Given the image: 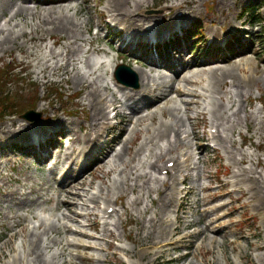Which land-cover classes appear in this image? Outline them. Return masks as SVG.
Returning <instances> with one entry per match:
<instances>
[{
    "label": "rangeland",
    "instance_id": "374dc122",
    "mask_svg": "<svg viewBox=\"0 0 264 264\" xmlns=\"http://www.w3.org/2000/svg\"><path fill=\"white\" fill-rule=\"evenodd\" d=\"M23 1L13 0L11 5L4 7V13H8L13 6L19 5ZM55 1L58 0H27L25 4L31 8L37 7L42 13L41 17L44 18V15L49 13L46 9H50V2ZM82 1L72 0V5L76 6ZM221 1L189 0L185 3L183 11L177 9L175 11L172 7H169L170 10L164 8L167 6L175 7L179 0H149L143 15L150 19L147 23V29L151 30V34L157 31L159 33L167 31L168 33L162 36L164 41L174 34L178 38L183 34L186 38L196 35L201 42L200 44L197 43L196 40L199 38L188 39L183 42L184 44L182 43L177 51L168 50L165 54L166 58L161 56L156 58L154 55L141 52L142 49H147L144 46L134 51L135 44H131L126 50L121 51L119 48H126L128 45L126 38L130 39L131 37L128 33H120L112 29L108 24L109 19H106L108 25H104L100 34L97 35V25L102 23L103 15H107L105 8L108 0H86V5L89 6V15L86 14L85 10L75 19L78 23L87 20L84 39L88 43L80 41L79 45L86 51L90 49L89 41L94 40L96 44L91 45L92 48H100L102 52L91 50L88 54H84L82 51L77 67L86 75L88 81H95L96 86L100 88L103 100L105 103L107 101L105 107L108 108L110 124L109 130L103 131L104 139L101 141L99 138L95 142L100 141V144L96 145L97 149L93 152H90L89 149L86 150L85 153L94 154L92 157L87 154L79 157L78 164L61 163L54 167L57 170L55 174H59V180L65 181L63 186L52 181L54 175L43 170V167L50 168L54 162V159L51 160V158L59 156V152L69 153L72 149L71 146L76 147L75 149H80L83 146L81 141L74 144L69 142V137L72 132L82 136L83 132H78L79 127L88 125L92 114L90 108L85 110L82 106L83 104L88 105L85 99V90H81L77 86L71 87V78L67 74L48 72L45 78L40 73L44 68L43 63L49 49L52 47L56 53L63 52L65 39L54 45L55 40L51 39L50 36L45 35L43 39L38 35L34 41H28L22 50L15 48L7 53H0L1 88L11 92L10 95L15 97L6 111H0V131L12 130L22 126L15 129L16 136L0 139V161L2 163L0 173L3 172V176L7 177L8 185L2 188L0 182V193L6 195L10 191L15 192L13 196L0 197V236L7 231L11 237L14 232L19 231V228H16L14 232L8 230L9 226L13 224L12 217L16 215L26 216L28 218L27 225L31 228L40 222L60 232L59 234H52L50 238L43 236L40 247L35 250V252L37 251L36 254L32 255L29 254L30 249L27 247L23 236L9 240L7 237L0 240V246L8 240L5 246L8 256L5 257L0 254V264H11L19 256L22 257L21 264H122V262L124 264H264V208L257 207L258 202L255 194H253V199L250 198V194L243 199V202L250 204L249 209L244 208L239 212H234L235 210L232 209L231 215L226 210L217 209L210 217V220H214L212 224L214 232L209 233V235L214 239L207 240L200 250L192 251V254L195 252L194 257L190 256L169 263L165 261L166 259H160L156 262L153 259L143 260L146 253L143 243L138 242L137 236V234L142 233L143 237L146 236V231L141 230V227L143 223L147 227L146 222L155 215V212H158L157 204L151 202L152 199H158V194L153 193L152 197L149 198L148 193L150 192L147 189L140 193L127 190L131 184L144 188L146 179H150L149 189L163 190L162 182L167 179V176L162 175L164 169L161 172L156 171L151 169V165L156 162L158 155L167 150L169 144L168 140L159 141L155 138L162 123L176 127L179 120H181L180 125L176 127L179 136L176 138L172 134L169 140L172 142L177 140L174 143L176 150L174 157L179 159L178 188L184 193L191 190V194L188 196L185 194L186 197L184 196L180 212L176 208L172 209V213L169 214V219L172 222L177 216L183 217L186 222H195L200 219L198 200L206 194L202 191L203 188L211 186L208 193L213 198L207 207L214 208L221 202L228 201L227 196L219 194L221 188L219 182L230 180V178L232 181L235 180L233 172L240 168L234 164L235 158L241 160L244 156L246 160L242 167L248 170L256 169L264 177V104L260 102L261 96L264 99V86L260 85L258 89L254 87L251 90L249 100L248 97L243 98L242 94L245 92L241 77L244 76L239 75V80L236 82L237 86L230 85L222 89V93L213 94L211 89L213 86L210 85L208 79L209 72L205 75L196 76L193 70H185L188 64H201L203 70L219 66L226 68L229 66L227 62L229 59H233L237 63H240L242 59L252 60L254 67L249 68L251 70L257 64L264 68V0H230L229 6L225 7H221ZM248 12H253V15H249ZM183 13L185 14L182 16ZM5 14L2 13L0 7V25L7 20ZM70 15L73 16L74 11H71ZM18 22L21 26L17 30L24 27L21 20ZM31 22L29 21V25L23 28L28 35L32 31L29 27L36 23ZM197 24L199 27H196ZM174 25H176L177 30L180 29V32L172 31L171 28H175ZM187 32L191 34L187 35ZM118 35L121 36L118 37ZM27 39L28 37H21V43ZM230 42H235L231 48L229 47ZM29 49L30 52H28ZM87 57L90 59L91 69L82 62ZM122 57L124 60L121 59ZM113 59L115 65L123 62L132 69L134 66L137 67L140 73L144 72L150 75L152 94H147L145 96L147 99L140 97L129 101L132 110L145 107L155 94H159V84L163 80L172 79L175 75H178L179 78L186 75L196 80L204 79L200 86L194 88L205 96L199 101L198 106H192L188 111L180 102V100H189L187 97H177L175 102L165 106L152 104L142 113L145 116L154 112V115L149 117L151 119L137 128L135 125L130 126L129 134L123 136V120L120 117H114V112L110 106L113 100L111 92L114 90L110 84H107L110 82L108 67ZM156 60H158V64ZM57 62L58 59H53L50 64L54 65ZM14 70L16 71L12 73ZM92 71H96L99 77H91ZM9 72L13 76L8 77L7 80L6 75ZM236 72L238 73V71ZM6 81L11 83L5 85ZM105 87H108L111 92ZM180 87L193 88L184 84H181ZM140 89L141 87L133 90L138 91ZM119 96L122 98L121 92ZM222 96H224V107L222 111H219L217 110V103ZM228 98L233 103L228 102ZM241 104L245 105L246 110L240 106ZM158 106L161 107L158 108ZM169 109L174 110V112H169ZM29 110L41 114L40 118L34 121L22 118V115ZM121 110L122 113L129 114L126 108L122 107ZM164 111H168L167 114ZM238 111L240 112L239 116H237ZM7 112L11 116L3 118L1 115ZM55 113L57 117H54ZM203 113L206 117L202 115ZM250 114L253 116V124L247 127V122L244 119L246 115ZM13 123L15 126H12ZM217 124H219L220 131L226 139L221 146L216 147L209 136H212L217 130L215 129ZM24 131H29L30 136L19 138V135L23 134ZM193 133L196 134V138H199L198 140ZM121 136L124 139L123 143H119L118 140ZM139 136L140 138H138ZM132 138L133 142H128L127 145L126 142ZM46 143L50 144L43 146ZM196 143H200L202 147L197 146ZM29 144H33L34 147L42 145V147L39 150L30 149L27 152V148L24 147ZM125 145L129 147V153L133 156L132 162L126 166L129 168H126L125 172L122 173L125 168L119 166L117 171L109 174L112 169L117 167V163L112 161L110 164L104 165L102 170L94 171L93 187H86L85 191H81V197L76 198L80 206L74 209L77 216L73 220H69L68 217L72 218V214L66 210V207L57 209V201L53 200L56 192L60 191L61 188L63 189L68 180L75 179L73 177L77 176L79 172H85L87 175L97 165L107 161L108 155L104 158L107 149L115 148V152H119ZM16 147L21 148V150L16 149ZM203 147H206V151H202ZM214 149H217V152H214ZM136 151H138L137 154H135ZM42 156L47 157V161L50 159L52 163L49 166L45 163L39 164L38 161ZM258 160L262 162L261 166H258ZM95 161L99 162L92 165ZM170 162V157H167L158 162L157 165L159 169L163 165V168H167ZM132 170L137 171L143 177H147L136 181L131 175ZM61 174H64L65 177L61 178ZM186 176L188 180L184 185L182 180ZM26 178L29 180L25 181ZM130 179L128 186H124L127 190L124 201L115 204L118 191L111 193L110 189L114 186L119 190V187ZM86 181L89 184L92 181V176L87 175ZM23 185L32 188L42 186L43 190L39 194H28L30 190L24 188ZM242 187L248 190L246 186ZM229 188L234 191V197H242L237 192L239 191L237 188ZM229 188L226 187L224 192L229 191ZM48 198L52 201L47 202ZM91 199H95L97 203L92 204ZM110 200L111 202L108 203ZM36 202L37 205L34 206L33 204ZM124 207L129 209L128 214L124 213ZM29 210H33L40 217L39 222L37 219L31 218ZM113 210L117 212L109 214V211ZM106 213L108 214L106 215ZM5 216L8 218L5 219ZM95 222H98V225L93 226ZM67 227L72 229L71 233H65ZM197 227L201 229L203 224L199 223ZM170 229L168 228V233ZM193 230L186 228L185 232H193ZM110 233L116 237L113 244L115 248H110L106 244L105 238L110 236ZM81 234H87L89 237L81 236ZM58 242L59 244H56ZM81 244L89 245L91 249L80 248L79 245ZM199 244L200 242L197 241V246ZM124 251L130 254L127 255ZM188 251L191 249L184 248L182 254L184 255ZM115 252L118 254V260L110 262ZM136 253L138 254L132 257ZM83 255L93 260L82 259ZM179 255L180 253L177 251L168 253L169 258H177ZM37 257L39 261H37Z\"/></svg>",
    "mask_w": 264,
    "mask_h": 264
},
{
    "label": "bare ground",
    "instance_id": "6f19581e",
    "mask_svg": "<svg viewBox=\"0 0 264 264\" xmlns=\"http://www.w3.org/2000/svg\"><path fill=\"white\" fill-rule=\"evenodd\" d=\"M23 1V0H22ZM173 1V0H171ZM189 0H179V3L176 4V6H167V8L172 7L173 9L177 10H184V5ZM27 0H24L19 5L13 6L11 10L8 13H4L5 6H9L13 3V0H0V7L2 10V13L5 14L7 17V20L4 24L0 25V53H7L8 51L17 49H24L25 45L28 41H34L35 38H37L38 35H40V38L44 39V36H50L51 39H54V45L59 44L63 39H65V44L63 45V52L56 53L53 48L51 47L48 51V55L46 57V60L43 63L44 68L40 71V73L43 75V77H47L48 72H64V74H67L71 78V87H79L81 90H85L86 93V100L88 102L87 104H83L82 106L87 110V108L91 109V118L88 123L87 128H81L82 131H84L83 136H78L77 134H72V143H76L78 141L84 142V149L92 148V150L95 149L96 140H98L101 137V134H103L104 130H108L109 128V113L108 108L105 107L106 103L102 98L101 90L97 85L95 81L90 82L86 79V75L81 72V70L77 67V62L79 63V55L82 53L88 54L91 50L94 51H102L100 48H92L91 45L96 44L95 41H89L90 49L89 50H83L79 42H85L88 43L84 39V32L85 28L87 26V20L83 23H78L75 19L77 15L85 12L89 15V6L86 5V0H83L80 4H77L76 6L72 5V0H61L59 2H50L51 6L50 9H46V11H49L47 15H44L45 17H41V11L35 7L31 8L27 6L25 3ZM149 0H109L107 10L109 13V17L112 22H116L117 24L124 25L126 30L134 29V31H138V33H134V36H138L141 32V29H145L148 25L147 23L150 21L146 16L142 14L144 11L146 4H148ZM230 0H222L220 2L221 7L229 6ZM74 11V15L71 16L70 12ZM57 15V16H55ZM184 15V13H183ZM182 15V16H183ZM89 20V17L87 18ZM18 20H21L24 24V27L26 28L29 25V21L36 22L33 23L29 28L32 29L31 34H27V32L22 28L17 30L21 25L18 22ZM31 22V23H32ZM100 27V25H99ZM176 28V27H175ZM59 35V36H58ZM21 37H28L27 41H24L21 43ZM30 52V49L28 50ZM83 54V55H84ZM258 55V54H256ZM53 59H58V62L54 65H51ZM79 59V60H78ZM82 61V60H81ZM259 61V60H258ZM84 65H86L88 68L91 69V62L90 59L87 57L82 61ZM229 63L228 67H213L212 69H205L201 68L200 65H187V70H193L194 74L196 76L200 74H207L209 72V82L210 85L213 86L211 88L213 90V94L220 93V89L222 92V89L228 86H237L236 82L239 80V75H242L244 77H241L243 79V88L245 94H242V97H248L251 94V90L260 85L264 86V68L261 67L259 64L255 65V68L253 70L249 69L254 67V63L252 60L249 59H242L240 63H237L236 61H233V59H229L227 61ZM247 63V65H246ZM246 65V67H245ZM135 71L139 75V79L142 85V88L139 91H132L128 90L125 87L120 86V92L125 98L126 101H129L133 99L136 96H146L152 89L150 88V75L149 73H140V70H137V67H134ZM238 71V73L236 72ZM91 77H99L97 76L96 71H92L90 73ZM204 79L199 78L198 80L184 76L183 78H179L178 75H175L170 80H163L159 86L158 90L160 91L159 94H155L154 102L152 104H161V105H168L170 103L175 102L177 97H187L189 100H180V102L185 106V110L188 111L191 109L192 106H198L199 100L202 99L203 95L194 87L200 86ZM169 81V82H164ZM181 84H184L185 86H191L193 88L187 89L180 87ZM105 89H107L105 87ZM206 90V88H203ZM175 95V97H173ZM113 97V100L110 104L112 112H114L115 117H120L123 120L124 123V130H123V136L128 135L129 127L135 125V128L138 126H141L142 124H145L149 119V117H152L154 115V112L149 113L146 116H141L142 110L140 111H131V109L122 102L120 98L116 94H111ZM228 102L233 103L230 98L227 99ZM261 102L264 104L263 96H261ZM224 96H222L218 103H217V110L222 111L224 107ZM152 104L150 106H152ZM89 106V107H88ZM147 107L145 109L150 108ZM241 107H244V110H246V107L244 104L240 105ZM126 108L129 111V114L122 113L121 108ZM161 106H158L160 108ZM125 111V110H123ZM126 111V112H128ZM169 112H174V110H168ZM164 111V113L168 112ZM239 111L237 112V116H239ZM167 114V113H166ZM202 115L205 114L203 113ZM54 117H57V114H54ZM189 118V117H188ZM134 119H136L134 121ZM247 122V127H249L250 124H253V116L246 115V118L244 119ZM181 120L177 122L176 127H179ZM12 126H15V123L12 124ZM22 126L15 127L14 129L6 130V131H0V139L1 138H11L13 136H16V130L18 128H21ZM175 126L167 125L165 123H162L158 128V135L156 138L159 141L162 140H169L170 136L172 134L175 135V137L179 136L178 128ZM264 129V128H263ZM132 133V132H131ZM196 138V134L193 133ZM140 138V136L138 137ZM219 138V139H218ZM221 134H219V131L217 130L216 139L220 141L221 144H223L224 140L221 139ZM199 138H196L198 140ZM120 143L124 142L123 137H120L118 139ZM135 140V139H134ZM133 142V138L127 143ZM128 143V144H129ZM127 144V145H128ZM197 146L201 145L200 143H196ZM126 146V145H125ZM123 147V149L119 152H115L114 148H111L108 150V160L102 163L101 165H98L95 167L90 174L93 175L94 171L96 170H102L104 165L110 164L112 161L117 163V167L115 169H112L110 173H113L114 171H117L119 166H124V170H122V173L125 172L127 164H130L133 160V156L130 155L129 147ZM202 151H206V149H203ZM201 151V152H202ZM84 151H76L75 149L72 150L73 154H66V157L71 161V164L75 161V157L78 158L79 155H81ZM138 151H136L135 154H137ZM106 155V156H107ZM174 149L173 144H169V147L167 150L160 155L157 156L156 162L151 165V169H154L156 171L159 170V167L157 165L158 162L163 161L167 157H170L171 161L179 162L178 157H174ZM246 158L243 156L241 160H238L237 158L234 159V164L239 165L240 167L243 165ZM258 166H261L262 162L260 160ZM264 164V163H263ZM179 163L176 167H178ZM2 168V163L0 161V169ZM129 168V167H128ZM127 168V169H128ZM121 172V171H120ZM88 175V174H87ZM87 175L85 174H79V176L71 182L70 185H68L67 189H63L60 192H57V201L59 204V207H66L68 211L72 214V218L68 217L69 220H73V218L76 215L75 208L80 206L79 202L76 201V198L81 197V191H85V188H91L92 182L89 184L87 183ZM131 175L134 176V179L140 180L145 179L147 176L143 177V175L138 174L137 171L131 172ZM6 176H3V172L0 173V182L2 183V187L7 186L6 182ZM233 178L236 180L234 182H231L230 180L226 181H220L221 185V191L220 194L227 196L229 199L227 202L219 204L218 206L212 208L207 207L210 203V200L212 199L211 194H206L205 197L199 200L200 206L204 208L200 212V219L195 222H186L185 219L180 216H177L175 221L172 222L171 219H169V214L172 211L171 209L176 208V194H177V186H175V180L171 179V184L169 181L163 182L164 183V190H153L149 189L148 185L150 182V179L147 180L144 184V188H140L136 184H131L128 186V182L131 181L128 180L124 182L120 187L119 190L116 187H112L110 189L111 193H115L118 191V195L116 197V202L124 201L126 197V191L131 190L134 193H140L143 190H149L148 197L151 198L153 193L158 194V199H152L151 202L153 204H157L158 212H155V215L148 220L146 223L148 226L146 227V224L143 223L141 230L146 231V236H142V234H137L138 236V242L143 243V247L145 250V258L143 260H150L153 259L154 262L160 259H166V262H176L181 259L188 258L190 256L194 257L195 252L192 254V251L200 250L203 246V244L209 240L214 239L211 238L208 233L211 232L210 227L212 226L213 221L210 220V217L212 213H214L217 209L221 211H227L228 213H232V209H234V212H239L241 209H249L250 204L248 202H243V199L250 194V198L253 199V194H255L258 202V208H264V177L259 174L256 169H241L239 168L238 172L234 173ZM133 179V180H134ZM29 178H26L25 181H28ZM184 182L188 180V177L186 176L184 179ZM13 181V180H12ZM241 185H245L248 190L244 189ZM124 186H128L127 190H125ZM24 188H27L30 190L28 194L35 193L39 194L40 191L43 190V187H26V185H23ZM226 187H233L237 188L242 195L241 198L234 197V191L229 188V191L224 192ZM204 191H210L211 186L204 188ZM64 193V194H63ZM15 192H7L6 195H3L0 193V197H10L13 196ZM186 196L191 194V190H189L187 193H185ZM185 196V197H186ZM43 197V196H41ZM223 197V196H221ZM48 202L51 200L48 199ZM92 204H96L97 202L95 199H91ZM111 202L108 201V203ZM123 204V203H122ZM34 206L37 205V202L33 204ZM181 208V207H179ZM124 213L128 214L129 209L124 207ZM29 213L31 215V218L38 219V215L33 211L29 210ZM184 213V212H183ZM8 218L5 216V219ZM13 224L9 226L8 230L11 232H14L16 228H19V231L14 232L11 237L9 233L4 232L0 236V240H4L8 237V240L10 238H16L18 236H23L26 240V245L30 249L29 254H36L35 250L40 247L41 240L43 236H46L47 238H50V236L54 233L59 234L60 232L54 228L46 227L44 224H39L38 226H34L33 228H30L29 225H27L28 218L26 216H14L12 217ZM208 222V224H207ZM199 223H203L204 227L202 229H199L197 225ZM94 225H98L97 222H95ZM168 228L170 229V232L168 233ZM194 229L193 232H185V229ZM39 231V232H38ZM65 233H71L72 229L70 227H67L65 229ZM191 231V230H190ZM214 231V230H213ZM77 233V232H75ZM81 236L89 237L87 234H81ZM106 237V236H105ZM109 239V240H108ZM111 239V241H110ZM7 240V241H8ZM114 240H116V237L114 234L110 233V236L105 238L106 244L110 246V248L114 247ZM5 241L0 246V254L2 256L7 257L6 253V243ZM197 241L200 242V244L197 246ZM188 243V244H187ZM56 244H59L56 243ZM25 246V243L23 244ZM66 246V245H64ZM49 247V246H48ZM80 248H83L85 250H90L91 247L89 245L81 244L79 245ZM26 248V246H25ZM184 248L191 249L188 254L183 255L182 251ZM28 249V250H29ZM171 251H177L180 253V255L177 258H169L168 253ZM127 255L130 254L127 251H124ZM138 253L132 255V257H135ZM38 258V257H37ZM82 259L85 260H93L92 258L83 255ZM118 260V254L117 252L113 253V259L110 262H116ZM39 261V258L38 260ZM22 257L19 256V258H16L12 261L11 264H21ZM124 264V262H122Z\"/></svg>",
    "mask_w": 264,
    "mask_h": 264
},
{
    "label": "trees",
    "instance_id": "16d2710c",
    "mask_svg": "<svg viewBox=\"0 0 264 264\" xmlns=\"http://www.w3.org/2000/svg\"><path fill=\"white\" fill-rule=\"evenodd\" d=\"M9 94L7 92H0V105L5 104L7 102Z\"/></svg>",
    "mask_w": 264,
    "mask_h": 264
}]
</instances>
